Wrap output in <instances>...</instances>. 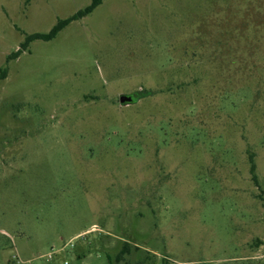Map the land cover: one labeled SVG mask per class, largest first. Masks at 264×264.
<instances>
[{"label": "rangeland", "instance_id": "1", "mask_svg": "<svg viewBox=\"0 0 264 264\" xmlns=\"http://www.w3.org/2000/svg\"><path fill=\"white\" fill-rule=\"evenodd\" d=\"M90 1L0 0V264H264V0H102L7 61Z\"/></svg>", "mask_w": 264, "mask_h": 264}, {"label": "trees", "instance_id": "2", "mask_svg": "<svg viewBox=\"0 0 264 264\" xmlns=\"http://www.w3.org/2000/svg\"><path fill=\"white\" fill-rule=\"evenodd\" d=\"M101 2H102V0H91L88 5H86L82 9H79L73 15H71L65 19L58 20L47 33H32V34L26 35L24 38V42L21 44L20 48L17 49L15 52L11 53L7 57V61L10 60L11 58H16L21 53V51H24L26 49L27 45L35 39L50 40V39L54 38L56 36V34L62 28H64L69 22H71L72 20L80 19V18L86 16L87 14L91 13L99 4H101ZM6 76H7V67L4 66V67L0 68V80L5 79ZM147 93H148L147 91H139L137 94L136 93L134 94L133 99L137 100L143 96H146ZM250 170L252 173H254V165L253 164L251 165ZM9 264H12V263L10 262Z\"/></svg>", "mask_w": 264, "mask_h": 264}, {"label": "water", "instance_id": "3", "mask_svg": "<svg viewBox=\"0 0 264 264\" xmlns=\"http://www.w3.org/2000/svg\"><path fill=\"white\" fill-rule=\"evenodd\" d=\"M133 101V97L132 95H120L119 96V102L121 104H128V103H131Z\"/></svg>", "mask_w": 264, "mask_h": 264}, {"label": "flooded vegetation", "instance_id": "4", "mask_svg": "<svg viewBox=\"0 0 264 264\" xmlns=\"http://www.w3.org/2000/svg\"><path fill=\"white\" fill-rule=\"evenodd\" d=\"M130 95H132V94H130ZM132 97H133V95H132Z\"/></svg>", "mask_w": 264, "mask_h": 264}]
</instances>
